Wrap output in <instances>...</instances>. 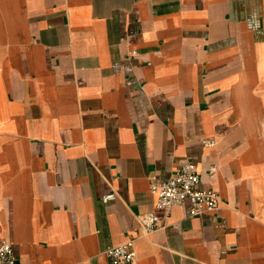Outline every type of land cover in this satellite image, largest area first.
<instances>
[{"label": "crops", "instance_id": "1", "mask_svg": "<svg viewBox=\"0 0 264 264\" xmlns=\"http://www.w3.org/2000/svg\"><path fill=\"white\" fill-rule=\"evenodd\" d=\"M184 162L219 207L174 205L135 264H264V0H0V236L18 264H108L154 208L149 177Z\"/></svg>", "mask_w": 264, "mask_h": 264}, {"label": "built area", "instance_id": "2", "mask_svg": "<svg viewBox=\"0 0 264 264\" xmlns=\"http://www.w3.org/2000/svg\"><path fill=\"white\" fill-rule=\"evenodd\" d=\"M136 54L135 49L131 50ZM215 142L213 138L204 139V145ZM217 169L215 165L210 167V172ZM149 189L155 197L154 208L142 215L139 228L135 235L126 241L108 246L104 253L108 264H135L137 250L135 241L140 236H148L165 226L163 215L168 216L174 205L189 200L191 203L190 215H199L219 207V196L211 188L201 186L200 174L192 162H184L169 177L158 178L155 175L149 177ZM117 197L112 191L103 196L104 202H109ZM0 264H18L12 244L0 236Z\"/></svg>", "mask_w": 264, "mask_h": 264}]
</instances>
